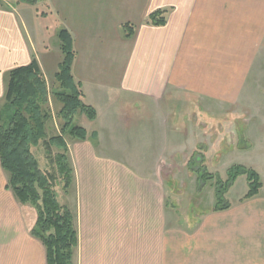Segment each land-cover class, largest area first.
Here are the masks:
<instances>
[{
  "label": "crops",
  "instance_id": "1",
  "mask_svg": "<svg viewBox=\"0 0 264 264\" xmlns=\"http://www.w3.org/2000/svg\"><path fill=\"white\" fill-rule=\"evenodd\" d=\"M50 1L73 35L83 100L112 135L128 127L117 123L118 113L129 112L136 126L150 119L162 126L174 119L178 98L187 119L200 109L222 121L238 106L239 129L264 131V0ZM19 7L0 9V100L6 73L34 56L48 77ZM158 9L166 23H147ZM126 23L134 25L130 38ZM92 133L75 144L86 145L75 146L82 172L76 264H264V195L225 210H211L214 204L178 224L154 172L160 158L127 160L120 154L127 140L109 153L110 138ZM7 182L0 164V214L10 206Z\"/></svg>",
  "mask_w": 264,
  "mask_h": 264
},
{
  "label": "rangeland",
  "instance_id": "2",
  "mask_svg": "<svg viewBox=\"0 0 264 264\" xmlns=\"http://www.w3.org/2000/svg\"><path fill=\"white\" fill-rule=\"evenodd\" d=\"M56 10V6L50 0H40L37 7L24 4L18 8L24 25L32 34L34 45L36 43L37 53L44 62L47 81L50 86L55 84L54 87L55 72L59 69V61L61 62L64 56L59 40L62 24ZM146 22L148 23V20ZM5 102L6 99L3 97L0 100V109ZM49 104L52 117L47 123L48 138L59 134L64 123L58 115L61 104L53 97H50ZM176 107V113H173L174 119H162V126L159 124L160 121L154 122L151 119L144 125L139 123L136 126L135 124L140 121L130 119L129 112L118 113L117 123L121 125V121L123 123L126 120L128 127H119L114 135L109 128L102 126V122L91 121L82 112L75 114L74 124L85 127L89 136L94 130L101 131L102 142L105 141V137L110 138L107 143L109 147L106 148L109 153H114V149L122 147L127 140L125 151L120 152L127 160H145L152 163L154 158L159 157L160 160L157 161L154 169L155 175L161 173L162 191L165 192L170 207L176 211L177 223L182 224L188 220L193 221L200 213L206 212V209L216 204V179H209L206 185L200 188V181L194 168L197 169L201 163L211 174H221L224 181L228 179L229 168L237 164L244 165L256 171L264 183V134L262 133L264 131L260 132L261 127L257 126V128L249 126L245 132L239 129L243 117H238V113H244V110L238 106L226 110L230 112H224L225 118L222 121H216V116L212 114L203 115L198 108V111L194 109L196 112H192V119L185 118V114L181 113L184 101L180 98L176 100ZM233 109L237 112L236 116ZM210 111L216 113L214 109ZM167 114L164 115L167 117ZM135 115L136 113L133 116ZM122 129H126V135L122 134ZM159 130L160 134H158ZM168 136L171 137L170 142ZM66 139L74 168V183L71 189L66 191L57 181L55 189L59 201L73 210L78 228L82 172L78 166L76 147L81 150L86 145H75L78 139L70 135H66ZM32 151L43 171L57 173L55 163L56 153L59 151L57 147H53L51 151L41 143L40 146L33 147ZM194 153H198V156L195 154L196 158L192 160ZM199 155L203 156L202 161L198 160ZM6 176L8 179L7 173ZM248 190L247 177L241 175L228 189L226 198L234 203L241 200ZM9 195V210L7 212L4 209L0 214V264H46L44 245L31 235L37 218L36 208L31 204L19 202L11 190Z\"/></svg>",
  "mask_w": 264,
  "mask_h": 264
},
{
  "label": "trees",
  "instance_id": "3",
  "mask_svg": "<svg viewBox=\"0 0 264 264\" xmlns=\"http://www.w3.org/2000/svg\"><path fill=\"white\" fill-rule=\"evenodd\" d=\"M40 0H0V9L29 4L38 6ZM166 10L158 9L150 14L148 23H166ZM123 30L127 38L135 32L134 25L126 23ZM63 60L55 73L56 86H50L36 56L27 65H20L6 73V102L0 109V164L8 175L7 189L22 204L36 208L37 218L31 235L45 247L47 264H75V252L79 244L73 210L62 204L55 189L57 181L69 191L74 183V168L69 156L66 135L78 140L89 137L88 130L74 124L78 112L91 120L97 118L96 109L83 100L82 84L75 80L73 64L76 58L74 38L66 27L59 31ZM51 87V88H50ZM50 97L61 104L58 115L63 120L61 132L48 138L47 123L52 117ZM93 132L92 137L96 138ZM45 144L48 150L57 147L55 163L57 173L41 169L32 148ZM198 153H194V158ZM201 158V159H200ZM203 156L199 155V161ZM192 164H195L192 162ZM194 171L198 175L200 188L209 179H216V204L213 211L225 210L232 206L226 198L228 189L236 179L245 175L249 190L242 200L264 195V183L260 175L244 165H234L228 170V179L221 174H211L203 163ZM58 182V183H59Z\"/></svg>",
  "mask_w": 264,
  "mask_h": 264
}]
</instances>
